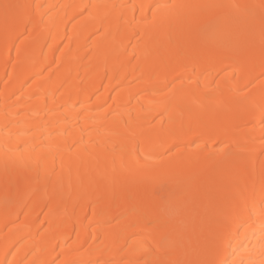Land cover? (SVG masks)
I'll list each match as a JSON object with an SVG mask.
<instances>
[{
  "label": "bare ground",
  "instance_id": "bare-ground-1",
  "mask_svg": "<svg viewBox=\"0 0 264 264\" xmlns=\"http://www.w3.org/2000/svg\"><path fill=\"white\" fill-rule=\"evenodd\" d=\"M202 261L264 264V0H0V264Z\"/></svg>",
  "mask_w": 264,
  "mask_h": 264
},
{
  "label": "snow or ice",
  "instance_id": "snow-or-ice-1",
  "mask_svg": "<svg viewBox=\"0 0 264 264\" xmlns=\"http://www.w3.org/2000/svg\"><path fill=\"white\" fill-rule=\"evenodd\" d=\"M2 7L4 9L6 22L9 20V18L13 19L14 21H20L23 19L24 13L22 12V9L25 6L5 3ZM197 264H213V262L202 261V262H197Z\"/></svg>",
  "mask_w": 264,
  "mask_h": 264
}]
</instances>
